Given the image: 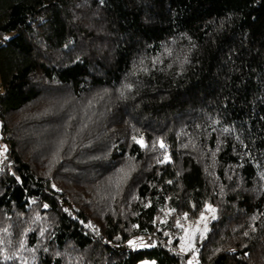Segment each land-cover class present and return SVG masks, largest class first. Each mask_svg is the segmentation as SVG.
Here are the masks:
<instances>
[{
  "label": "trees",
  "instance_id": "obj_1",
  "mask_svg": "<svg viewBox=\"0 0 264 264\" xmlns=\"http://www.w3.org/2000/svg\"><path fill=\"white\" fill-rule=\"evenodd\" d=\"M0 79V264H264V0H0Z\"/></svg>",
  "mask_w": 264,
  "mask_h": 264
},
{
  "label": "rangeland",
  "instance_id": "obj_2",
  "mask_svg": "<svg viewBox=\"0 0 264 264\" xmlns=\"http://www.w3.org/2000/svg\"><path fill=\"white\" fill-rule=\"evenodd\" d=\"M7 38H10V36H8ZM2 90L3 89L1 85V79H0V92ZM0 145H1L0 146L1 148L0 157L5 158L6 152L4 151V149L5 147L8 148V146L4 140H0ZM209 206L211 205H206L205 209L201 213H199L194 219L189 218L187 215L179 219V226L181 228V233L184 239L182 250L189 255L187 264H200L199 259H198V251L196 250V244L204 235L208 233L211 227V223L214 220L213 213L211 211H208ZM211 208L213 207L211 206ZM201 216L206 217V219L201 220ZM215 218H216V215H215ZM205 225L207 226V229H208L207 232L204 231ZM129 244L133 248H141V247H147L151 245L147 241V237L145 236H139V237L133 238L129 241ZM138 264H158V263L152 260H144V261L139 262Z\"/></svg>",
  "mask_w": 264,
  "mask_h": 264
},
{
  "label": "snow or ice",
  "instance_id": "obj_3",
  "mask_svg": "<svg viewBox=\"0 0 264 264\" xmlns=\"http://www.w3.org/2000/svg\"><path fill=\"white\" fill-rule=\"evenodd\" d=\"M137 142H138V143H141V146H142V147L144 146L143 143H142V141H137ZM62 143H63V142H62ZM160 147H161V148H164V147H165V145L163 144V142H160ZM4 151H5V152L7 151V148H6V147H5ZM165 159H168V158L165 157ZM208 211H211V212L213 213V219H215V215H214V213H215V209H213V208H211V206H209ZM205 219H206V217L201 216V220H205ZM197 230H199V229H197ZM204 231H205V232L208 231L206 225H205Z\"/></svg>",
  "mask_w": 264,
  "mask_h": 264
},
{
  "label": "built area",
  "instance_id": "obj_4",
  "mask_svg": "<svg viewBox=\"0 0 264 264\" xmlns=\"http://www.w3.org/2000/svg\"><path fill=\"white\" fill-rule=\"evenodd\" d=\"M1 146V145H0ZM1 149V148H0Z\"/></svg>",
  "mask_w": 264,
  "mask_h": 264
}]
</instances>
